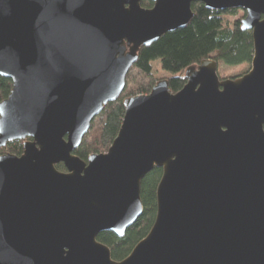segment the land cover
<instances>
[{
	"label": "water",
	"instance_id": "95a60500",
	"mask_svg": "<svg viewBox=\"0 0 264 264\" xmlns=\"http://www.w3.org/2000/svg\"><path fill=\"white\" fill-rule=\"evenodd\" d=\"M141 1L0 0V148L30 139L0 155V264H264V0ZM194 2L244 11L249 70L220 79L207 59L174 94L159 80L124 101L105 153L74 156L140 48L186 26ZM155 168L154 223L114 261L96 238L137 221Z\"/></svg>",
	"mask_w": 264,
	"mask_h": 264
},
{
	"label": "trees",
	"instance_id": "16d2710c",
	"mask_svg": "<svg viewBox=\"0 0 264 264\" xmlns=\"http://www.w3.org/2000/svg\"><path fill=\"white\" fill-rule=\"evenodd\" d=\"M140 4L146 9L152 7L148 0H142ZM191 10L193 17L186 26L168 32L151 45L140 48L136 62L125 77L123 92L116 100L105 105L101 113L91 121L88 132L73 152L74 156L86 162L90 155L108 150L122 123L124 101L148 94L157 82L151 65L153 61L159 60L161 69L172 75L166 79L172 94L186 84V69L196 67L203 60H214L217 68L221 64L226 67L250 65L253 41L251 32L240 28L243 10H209L200 2L192 3ZM11 88L12 82L0 77V102L8 97ZM29 140L26 138L6 143L0 148V155L21 156L23 143ZM55 168L65 172L63 164H57ZM161 174L162 170L155 168L143 178L140 186L142 214L123 237L119 238L111 232L98 234L97 241L110 250L114 261L126 258L150 231L156 215V187Z\"/></svg>",
	"mask_w": 264,
	"mask_h": 264
},
{
	"label": "rangeland",
	"instance_id": "374dc122",
	"mask_svg": "<svg viewBox=\"0 0 264 264\" xmlns=\"http://www.w3.org/2000/svg\"><path fill=\"white\" fill-rule=\"evenodd\" d=\"M151 65L153 67V73L157 81L167 79L168 77L172 76L171 74L161 69L159 60L153 61ZM218 68V76L222 79H225L230 77H239L243 75L244 72L249 70L250 65H247L245 67H226L225 65L221 64Z\"/></svg>",
	"mask_w": 264,
	"mask_h": 264
}]
</instances>
